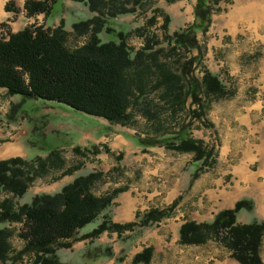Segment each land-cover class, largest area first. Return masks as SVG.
<instances>
[{
	"label": "rangeland",
	"instance_id": "obj_1",
	"mask_svg": "<svg viewBox=\"0 0 264 264\" xmlns=\"http://www.w3.org/2000/svg\"><path fill=\"white\" fill-rule=\"evenodd\" d=\"M61 1V6L59 2L53 5L46 20L42 14L26 17L23 10L21 13L20 8L14 6L15 13L8 12V18L0 22V37L5 38L7 32H16L29 24L53 28L62 19L66 32L65 46L73 49L82 45L87 39V33L75 32L71 24L93 14L79 2ZM252 2L259 3L261 7L264 4V0H218L217 4H213L207 30L196 33L199 51L180 48L170 52L172 44L167 39L173 31L192 22L195 0H147L136 6L133 12L112 19L114 29L126 31V43L133 51L140 48L149 37L152 40L150 47L161 49L158 52L160 61L166 63L173 72L177 73L183 62L199 54L190 66L192 74L199 80L201 70L207 69L216 74L230 91L229 95L219 99L201 95L199 103L203 108H196L201 114L199 118H187L195 107L189 104V98H185L183 105L177 106L175 111L165 109L161 88L151 89L154 76H145L146 72L142 68L135 76L146 95L138 98L135 105L129 106V117L124 123L108 122L54 101L8 95L0 89V160L19 157L29 163L37 161V157L44 164L38 166L37 163L36 166L28 167L30 170L35 169L36 175H33L25 193L16 198L15 202L28 203L35 194L57 192L77 175L95 171L99 175L90 187L92 194L102 196L116 188L131 189L132 197L139 194L143 199L141 205L144 207L136 209V213L149 208H168L177 199L169 215L157 223L143 228L134 227L131 231H125L122 238L116 237L115 232L104 231L93 240L96 244H109L114 261L122 255V261L116 263L132 264L133 256L130 257V254L147 246L151 247V257L147 264H218L217 261L221 259H227V264L232 261L238 263L214 239L202 244L178 243L177 230L184 220L210 221L217 212L216 204L213 200L209 203L204 200L206 197L201 195L202 187L210 185L211 190H215L213 179L221 177L223 173L222 184H227L229 191L235 190L234 181L237 178L233 176L237 174L233 170V165H236L234 163L244 152H253V144L259 145L262 141L264 148V126L253 132L254 137L249 132L264 119V92L260 91L264 83L263 76H260L264 66V12L259 17L253 15L252 11L257 6H246ZM126 5L130 6V3ZM165 16L167 22H164ZM250 34L259 35L260 41L253 44ZM100 38L105 41L112 37L100 35ZM254 102L260 105L258 117L248 106ZM18 103V108L12 112V105ZM248 109L249 120L242 117ZM147 110L155 112L156 118L147 117ZM42 120L48 122L40 130L39 122ZM183 124L188 125L191 138L199 140L203 145L214 146L213 156L207 158V168L202 169L191 183L190 175L195 168L192 153L176 152L160 145L142 147L135 139L175 133ZM257 135L260 137L256 138ZM75 145L77 150L72 148ZM92 147L97 149L96 153L91 152ZM51 149H56L55 155L47 156V151ZM224 149L226 154L222 160ZM261 151V162H264V150ZM46 158H50V162ZM197 163L200 164L199 161ZM247 168L251 172L255 171L251 164ZM66 169L71 172L63 175ZM176 178L179 194L169 204L162 203L160 197L173 188L171 184ZM251 190L250 194L242 198L251 200L253 208L250 211L239 210L236 213L238 223L264 218V215L260 217L254 213L255 205H262L264 195L261 190ZM120 193L114 194L106 209L111 220L116 213V197ZM2 197L3 193H0V199ZM94 225L95 222L86 224L78 231V235ZM4 226L0 225V228ZM6 226L11 230L8 237L9 250L7 258L4 262L0 260V264H31L30 253H18L23 247V240L18 236L23 228L22 223ZM126 235L132 236L125 240L123 237ZM87 242L88 239L74 241L69 248L58 249L56 253L59 260L67 264H87L80 257ZM259 253L264 264V233ZM103 259L109 258L100 260Z\"/></svg>",
	"mask_w": 264,
	"mask_h": 264
},
{
	"label": "trees",
	"instance_id": "obj_2",
	"mask_svg": "<svg viewBox=\"0 0 264 264\" xmlns=\"http://www.w3.org/2000/svg\"><path fill=\"white\" fill-rule=\"evenodd\" d=\"M72 1L83 4L93 14L71 24L75 32L87 33V39L82 45L73 49L65 46L66 32L62 19L53 28L29 24L16 32H7L5 38L0 37V89H4L8 95L54 101L108 122L124 123L129 117V106L135 105L138 98L146 95L135 76L141 68L146 72L145 76H154L151 89L161 88L165 109L175 111L177 106L183 105L185 98H189V104L195 107L187 118H199L201 115L196 109L203 108L199 103L201 95L219 99L230 94L219 77L209 70L202 69L199 80L192 74L190 66L199 55L197 53L183 62L176 73L160 61L158 52L161 49L154 50L150 47L152 40L149 37L134 51L127 45L126 31L114 29L112 19L117 15L133 12L136 6L147 0ZM56 2L61 6V0H24L22 10L26 17L42 14L46 20ZM217 2L218 0H195L192 22L167 36L172 44L170 52L180 48L199 51L196 33L207 30L212 5ZM128 3L130 6L126 5ZM3 8L4 11L15 13L11 0L6 1ZM167 20L165 16L164 22ZM100 35H111L112 38L102 41ZM18 106L19 103L12 105V112ZM146 115L156 118L155 112L151 113L149 110ZM46 122L48 121L39 122L40 130L45 127ZM135 139L142 147L160 145L176 152L192 153L195 168L191 172L190 183L202 169L207 168V158L213 156L214 146L203 145L199 140L191 138L186 124L180 126L175 133ZM72 148L78 149L77 145ZM90 150L92 153L97 152L94 147ZM55 152L56 149L48 150L47 156L55 155ZM36 158L37 161L29 163L19 157L0 160V193H3L0 199V225H5L0 228L2 262L7 258L8 237L11 235V230L6 225L11 223L19 222L23 225L22 231L18 233L23 240V247L18 253H30L31 264H67L59 260L57 250L69 248L72 242L83 239H88V242L80 257L85 262H91L113 256L109 244L93 242L101 233L115 232L119 238L134 227L143 228L157 223L169 215L177 201L175 199L171 202L168 208H149L142 213L135 212L134 219L128 222H113L106 209L114 194L126 188H116L110 194L102 196L93 195L90 187L99 174L91 171L77 175L57 192L38 193L28 203L17 204L15 199L25 193L33 175H36V170L28 167L43 164ZM46 160L50 162L51 159ZM68 172L71 170L66 169L62 174ZM252 208L251 200L240 198L231 208L218 210L210 221L184 220L177 230L178 243L202 244L214 239L239 264H263L259 248L264 233V218L248 223L236 221L239 210L250 211ZM91 222H95L94 227L78 235V231ZM131 236L123 238L127 240ZM150 257L151 247H143L133 255L131 263L147 264ZM122 259L120 255L115 261L121 262Z\"/></svg>",
	"mask_w": 264,
	"mask_h": 264
},
{
	"label": "crops",
	"instance_id": "obj_3",
	"mask_svg": "<svg viewBox=\"0 0 264 264\" xmlns=\"http://www.w3.org/2000/svg\"><path fill=\"white\" fill-rule=\"evenodd\" d=\"M6 1L8 0H0V22L5 21L9 16V13L4 11V8H3ZM11 1L14 3L15 7L20 8V11L22 13V5L24 3V0H11ZM254 5H256L257 7L255 11L254 10L252 11V14L259 17L264 12V4L262 5V7L259 3L252 2V3L246 4V6L248 7H251ZM249 37L253 44L255 42L260 41V39H258L259 35L257 34H254V35L250 34ZM260 76H263L264 78V66L262 68V71L260 72ZM260 91L264 92V83L261 84ZM248 106H249V109L252 110L253 114L256 117H258L259 106H260L259 102H254L252 105L249 104ZM249 109L245 114L242 115V117L246 118L247 120H249V117H250ZM262 126H264V119L260 121V123H258L256 126H254L252 131H249V132H252L250 136L254 137V135L252 136L253 132H257V130L259 131V129H261ZM259 137L260 135H257L256 138H259ZM261 149L264 150L262 146V141L260 142L259 145L253 144V152H250V151L249 153L244 152L243 154L239 156L240 159H238V161L234 163L236 165H233L234 166L233 170L237 174L236 176L235 175L233 176L237 178L234 181V185L236 187L235 190L231 189L229 191L227 190L228 185L222 184L223 173H221L222 174L221 177L213 179V184H215L214 188H216L215 190H211L210 185H207L206 187L205 186L202 187L201 195L206 197L204 200L207 203H209L210 200L214 201L213 203L216 204V211L224 209V208H231L234 202L238 198H242L243 195L250 194V192L253 191L251 189L261 190L264 195V162H261V158H263L262 156L263 153ZM225 151H226L225 149L222 151V158H221L222 160H224V157L226 154ZM250 164L251 166L255 167V171L251 172V170L247 168V166ZM178 184H179L178 178L174 179V183L171 184V187L173 188H170L169 192H164L165 194H163L160 197L162 203L169 204L179 194ZM130 192H131V189L123 191L120 194H118V196L116 197L117 209H116L115 215H112L113 221H117V222L131 221L134 218V213L136 209H140L144 207L141 205V202L143 201V199L140 197V195L137 194L135 195V197H132L130 195ZM262 198H263L262 205H259V207L255 205V209H254V213H256L260 217L264 215V196H262ZM175 238L176 237H174V240ZM144 245L146 246V244ZM136 252H138V250H135L134 252H132V254H130V257H132ZM217 262L218 264H227V259H221L220 261H217ZM87 264H121V263H116L112 258H109V259H103V260L97 259L95 261L88 262ZM231 264H238V263H235L232 261Z\"/></svg>",
	"mask_w": 264,
	"mask_h": 264
},
{
	"label": "water",
	"instance_id": "obj_4",
	"mask_svg": "<svg viewBox=\"0 0 264 264\" xmlns=\"http://www.w3.org/2000/svg\"><path fill=\"white\" fill-rule=\"evenodd\" d=\"M4 91V89H2Z\"/></svg>",
	"mask_w": 264,
	"mask_h": 264
},
{
	"label": "bare ground",
	"instance_id": "obj_5",
	"mask_svg": "<svg viewBox=\"0 0 264 264\" xmlns=\"http://www.w3.org/2000/svg\"><path fill=\"white\" fill-rule=\"evenodd\" d=\"M8 152V151H7Z\"/></svg>",
	"mask_w": 264,
	"mask_h": 264
}]
</instances>
